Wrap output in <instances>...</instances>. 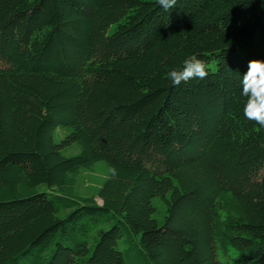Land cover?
Masks as SVG:
<instances>
[{"label":"trees","instance_id":"obj_1","mask_svg":"<svg viewBox=\"0 0 264 264\" xmlns=\"http://www.w3.org/2000/svg\"><path fill=\"white\" fill-rule=\"evenodd\" d=\"M187 57L208 76L173 86ZM251 60L264 0H0V264H264Z\"/></svg>","mask_w":264,"mask_h":264},{"label":"clouds","instance_id":"obj_2","mask_svg":"<svg viewBox=\"0 0 264 264\" xmlns=\"http://www.w3.org/2000/svg\"><path fill=\"white\" fill-rule=\"evenodd\" d=\"M177 0H157V4L165 10L176 5ZM208 70L203 61L196 57H187L181 68H174L167 74V79L173 86L192 79H205ZM241 95L248 97L244 108L246 119L255 121L264 127V61H249L248 71L242 76Z\"/></svg>","mask_w":264,"mask_h":264},{"label":"rangeland","instance_id":"obj_3","mask_svg":"<svg viewBox=\"0 0 264 264\" xmlns=\"http://www.w3.org/2000/svg\"><path fill=\"white\" fill-rule=\"evenodd\" d=\"M71 129L68 127H58L54 133V141L63 143L70 135ZM81 145L78 142L64 146L61 150L62 154L67 157L77 155L81 152ZM111 173L110 167L106 162L97 163L90 170H83L78 178L76 195L84 198H93V200L102 204V200L98 197V191L104 184ZM156 217L162 219L166 213V205L161 200L155 201Z\"/></svg>","mask_w":264,"mask_h":264}]
</instances>
